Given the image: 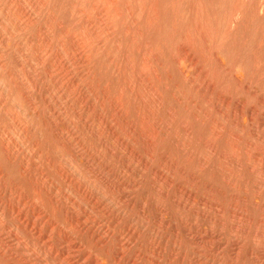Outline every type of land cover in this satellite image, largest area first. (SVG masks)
I'll return each mask as SVG.
<instances>
[{
  "label": "rangeland",
  "instance_id": "374dc122",
  "mask_svg": "<svg viewBox=\"0 0 264 264\" xmlns=\"http://www.w3.org/2000/svg\"><path fill=\"white\" fill-rule=\"evenodd\" d=\"M88 1L0 0V264H264V0H147L163 19L146 35L167 72L166 105L203 127L184 150L181 125L158 110L166 134L152 155L100 98L121 81L93 39L83 45L103 34ZM208 22L231 43L216 50L231 95L202 71L218 76L197 35ZM187 39L201 58L178 55ZM116 40L141 63L131 38ZM106 50L122 64L112 42ZM204 111L238 133L234 147L218 143L240 166L205 148Z\"/></svg>",
  "mask_w": 264,
  "mask_h": 264
},
{
  "label": "bare ground",
  "instance_id": "6f19581e",
  "mask_svg": "<svg viewBox=\"0 0 264 264\" xmlns=\"http://www.w3.org/2000/svg\"><path fill=\"white\" fill-rule=\"evenodd\" d=\"M44 1H46V0H44ZM136 1H138V0H136ZM136 1L132 4H131L130 0H89L88 1L89 2V8L91 10L95 11L96 13H99L100 19L103 21V31H102L103 34L98 35V34H96V32L91 33V35L88 34V38L85 39L83 45H85V44L88 45V40L90 38L93 39V40H89L92 43L91 47L95 45V47L98 50H100V52H103L105 54L109 63L113 67V71H114L116 77H118L121 81V87H119V91H118L119 95L117 97L110 98L109 91L106 89H102L101 92H99L102 95V96H100V98L102 99V101L111 100L110 103H111V106L113 107V110L115 111V113H117L118 121H120V122L124 121L125 122V124L127 126V130L129 131V135L135 136V138H142L143 139L144 145L146 146L148 154L152 155L155 152V149L157 148L158 143H160V140L166 134V131H165L166 125L164 124V123H166V121L164 120L163 117H162L163 118L162 119L158 115V110H160V109H163L165 111V113H167V115L169 117V119H168L169 122L176 123V124L179 123L181 125V128L183 129L182 131H184L183 133L185 134L183 149L188 150L192 141L200 140L199 139V136H200L199 133H200L201 128H203V127H201V128L198 127L196 129L191 127L186 122V120L181 119V114H182L181 111L171 110L166 105L165 95H164L165 91H167L166 86H168V85H165V79H164V78H166L164 76V72L166 69L164 68L165 70H163V67H164L163 63H161V60L159 59L161 57L157 56V54L155 53L154 46L151 44V42L148 41V38L146 35L147 32L150 33L149 31H153L154 29H158L161 31L163 30V28L160 29L162 27L160 22L163 20L162 15H161V10L155 5H150V3L147 2V0L146 1L142 0L141 3L136 2ZM39 3L41 4V2H39ZM172 7L174 8V6H172ZM178 8H180V7H178ZM174 9H176V8H174ZM39 10H41V9H39ZM79 13H81V16H85L86 13L88 14L87 11L86 12L80 11ZM173 13H175V12H173ZM136 15H138V19H137ZM167 15H169V14H167ZM87 17L88 16H86V18ZM86 18H84V19H86ZM112 21H114L116 24H113ZM185 21H186V19H185ZM214 31H215V29H214L213 25L211 24V22H208V23H206L205 26L203 25V28H199L197 35L202 38V41H205L208 44L207 45V58H208L207 60H209L210 62L214 61L217 64L218 76L217 75L215 76L213 74L212 69L208 68V65L202 66V71H203V74L205 75V78L208 79L207 81H208V84L211 87L212 91H215L216 93H218L221 96H224L227 94L231 95L229 93V81H231L233 79L232 78V70L228 69L229 67H224L223 63H221V61H219L218 57L216 56V50L218 47H221L222 45H226L227 47L228 46L231 47V43L229 42V40L225 36L222 40H218L214 36ZM121 32L125 34V37L126 36L129 37L133 41V43L135 45V49L140 56L141 63L135 62L134 59L131 57V54L125 53V51L123 50V48H124L123 45L120 44L119 42H117V40H116L117 34H119ZM206 36H208V37H206ZM207 38H209L208 40L209 41L211 40L212 42L209 43ZM108 42L113 43L117 53L123 52L124 57H123V62L121 60V62H122L121 65H119L117 60H116L117 59L116 54L106 52ZM182 44L183 45L181 47V53L178 54L180 57H189L190 59H192V56L195 57L196 59L202 57L201 54L197 55L198 57H196L195 53L191 56L190 52H188V50H187V46H189V40L188 39L184 40ZM89 45H90V43H89ZM89 45L87 47H89ZM93 49H95V48H93ZM160 52L162 53V51H160ZM165 52L166 51H164L163 53L165 54ZM169 52H166V53H169ZM93 55L95 57V53ZM97 58H98V56H97ZM85 61L87 62V60H85ZM88 61H89V59H88ZM90 61H92L91 57H90ZM209 61H208V63H209ZM165 64H166V62H165ZM165 66H167V65H165ZM98 67H97V69H98ZM224 68H225V70H224ZM160 70H161V72H160ZM224 71H225V73H224ZM165 73L167 74V72H165ZM88 74H89V72H88ZM102 74L103 73H101V75ZM201 74H202V72H201ZM212 74L215 76L214 77L215 79H212V78L209 79V76L211 77ZM166 82H167V80H166ZM168 82H169V79H168ZM138 86H139V89H138ZM94 87L96 88L95 85H94ZM140 87H143V91H141ZM108 88H111V87L108 86ZM126 89L129 90V92H130L129 95L125 94ZM111 93H112V91H111ZM169 93L171 94L170 91H169ZM169 93H167V94L165 93V94L168 95ZM205 97H206V95H205ZM130 99H132L131 102H130ZM226 101H228V100H226ZM140 102L142 105L138 104ZM222 102H223V100H222ZM183 109L185 112H188L187 106H185ZM163 110H162V112H163ZM132 111L134 112L137 119L140 120L139 122H141L142 127L138 126L137 120L134 122L130 119ZM165 113H163V114H165ZM204 115L207 117V121L209 120V123H211L210 125L208 124V127H209L208 130L210 132V135L212 136V139H211V137H208L205 139L204 138L205 135H204L203 138L205 140L203 141V144H204L205 148L209 151V153L218 155L225 162H235L238 166H240V160L238 158V155L235 154V152H234V154L229 153L228 151H226L227 149L224 150L225 147L223 148L221 145H219V143H220L219 141H221L225 144L226 148L227 147H234L238 138H239L237 136L238 133L236 134V133H234V131L227 129L225 127V125H223L218 120L214 119L211 116V114H208L207 112L204 111ZM226 119H227V116H226ZM199 122L203 125H207V123L204 121V119H200ZM145 126L147 127V129L145 128ZM187 154L192 159V156L194 154H192V152L190 150L187 152ZM189 157H188V159H189ZM191 159H189V160H191ZM209 160L210 159L208 156H204L202 159V164L208 166L207 163L209 164ZM168 163L172 166H177L179 164V163L177 164V162L173 158L168 160ZM256 170H255V172H257ZM180 172L182 173V175L185 173L187 174V172H185V169H180ZM187 175L191 178V180L194 183L198 181L197 177L195 175H193L191 173H188ZM210 189H212V188H210ZM254 209H255V207H254Z\"/></svg>",
  "mask_w": 264,
  "mask_h": 264
}]
</instances>
